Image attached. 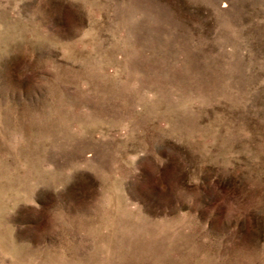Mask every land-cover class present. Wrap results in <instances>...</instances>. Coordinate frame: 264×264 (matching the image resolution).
Segmentation results:
<instances>
[{"label": "rangeland", "instance_id": "374dc122", "mask_svg": "<svg viewBox=\"0 0 264 264\" xmlns=\"http://www.w3.org/2000/svg\"><path fill=\"white\" fill-rule=\"evenodd\" d=\"M0 264H264V0H0Z\"/></svg>", "mask_w": 264, "mask_h": 264}]
</instances>
